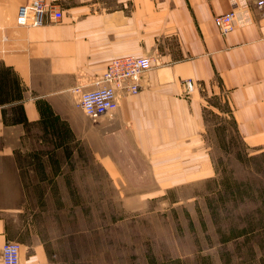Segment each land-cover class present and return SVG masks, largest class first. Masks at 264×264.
Segmentation results:
<instances>
[{
  "label": "crops",
  "instance_id": "1",
  "mask_svg": "<svg viewBox=\"0 0 264 264\" xmlns=\"http://www.w3.org/2000/svg\"><path fill=\"white\" fill-rule=\"evenodd\" d=\"M53 1L60 19L25 26L16 17L27 0H0V264L8 240L23 261L104 264L92 228L65 227L80 202L71 176H89L91 161L99 181L151 175L157 193L213 177L211 113L235 124L249 155L264 153V4L236 0L247 8L222 34L214 17L235 0ZM125 55L153 67L93 120L71 88H94Z\"/></svg>",
  "mask_w": 264,
  "mask_h": 264
},
{
  "label": "rangeland",
  "instance_id": "2",
  "mask_svg": "<svg viewBox=\"0 0 264 264\" xmlns=\"http://www.w3.org/2000/svg\"><path fill=\"white\" fill-rule=\"evenodd\" d=\"M220 117L210 114L213 177L157 193L151 175L99 181L91 161L89 176H71L80 202L65 227L92 228L104 264H264V153L249 155Z\"/></svg>",
  "mask_w": 264,
  "mask_h": 264
},
{
  "label": "built area",
  "instance_id": "3",
  "mask_svg": "<svg viewBox=\"0 0 264 264\" xmlns=\"http://www.w3.org/2000/svg\"><path fill=\"white\" fill-rule=\"evenodd\" d=\"M262 6L264 0H258ZM247 8L245 2H233V9L214 17L215 24L222 34L234 30L239 24V10ZM61 8L53 0H27L17 11V23L25 26H36L62 17ZM1 17V15H0ZM153 67L151 57L147 55H125L113 57L105 71L96 80L94 88H85L76 84L71 88L76 105L83 109L93 120L101 115L114 111L118 107V91L136 94L141 90L143 74ZM187 92L193 90L190 79L185 80ZM2 264H35L23 261L21 243L8 240L1 250Z\"/></svg>",
  "mask_w": 264,
  "mask_h": 264
},
{
  "label": "trees",
  "instance_id": "4",
  "mask_svg": "<svg viewBox=\"0 0 264 264\" xmlns=\"http://www.w3.org/2000/svg\"><path fill=\"white\" fill-rule=\"evenodd\" d=\"M208 124V128H209V126H210V123H207ZM234 124V123H233ZM234 128H235V134H236V136L241 140V138H240V136H239V134H238V132H237V130H236V126H235V124H234ZM210 129V128H209ZM242 141V140H241ZM252 157V156H251Z\"/></svg>",
  "mask_w": 264,
  "mask_h": 264
}]
</instances>
